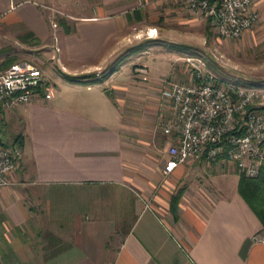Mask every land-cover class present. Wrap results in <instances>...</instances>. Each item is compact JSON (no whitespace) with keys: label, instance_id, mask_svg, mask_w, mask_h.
<instances>
[{"label":"crops","instance_id":"obj_1","mask_svg":"<svg viewBox=\"0 0 264 264\" xmlns=\"http://www.w3.org/2000/svg\"><path fill=\"white\" fill-rule=\"evenodd\" d=\"M49 9V0H0L7 62L21 60L22 46L47 48L50 59L59 48L56 78L41 70L50 98L1 118L21 157L0 188V264H264L263 225L230 164L187 160L163 176V79L143 62L125 79V61L101 78L133 28L153 26L150 13L170 15L183 41L208 21L182 0H98L59 30ZM93 73L97 81L67 78Z\"/></svg>","mask_w":264,"mask_h":264},{"label":"built area","instance_id":"obj_2","mask_svg":"<svg viewBox=\"0 0 264 264\" xmlns=\"http://www.w3.org/2000/svg\"><path fill=\"white\" fill-rule=\"evenodd\" d=\"M183 6L208 21L221 38L237 39L260 19L254 0H183ZM54 27L57 25L52 24ZM57 60L59 48H51ZM190 58L187 60L189 61ZM39 66L27 60L6 61L0 54V188L8 186L21 148L2 142L5 110L50 98ZM161 99L170 105L161 132L170 138L162 168L164 177L187 160H220L239 176L257 177L264 164V87L229 83L193 66L186 80L175 75L160 84ZM147 206V205H146ZM264 243V231L257 236Z\"/></svg>","mask_w":264,"mask_h":264},{"label":"rangeland","instance_id":"obj_3","mask_svg":"<svg viewBox=\"0 0 264 264\" xmlns=\"http://www.w3.org/2000/svg\"><path fill=\"white\" fill-rule=\"evenodd\" d=\"M97 2L98 0H49V6L52 9L47 10V19L49 24L54 22L58 26L57 29L61 30L62 27L59 25L61 19L71 23L70 13L88 11ZM258 3L259 8L255 6L260 12L259 21L237 39L218 37L209 28L210 26L207 28V32L204 28L200 30L198 27L192 26L186 31V41L179 40L177 32L179 30L184 31V27L180 26L174 19H171L172 21L165 20L171 16L163 12L150 13L152 21L147 19L146 23L153 26L147 29L146 33L133 28V34L125 38L127 43L120 53V57H123L125 62H122L126 64L123 66L125 71L120 76L131 80L132 77H128L127 73L131 76L133 68L134 71L137 70L142 74L146 67L144 65L139 66L140 63L137 62H143L151 75L161 79L166 78L167 75H175L177 78L186 80L190 76L193 66H197L205 72H213L229 83L264 87V0H258ZM159 30L163 34L166 33L165 36L159 35ZM127 44H132L131 46L140 44L144 45V48L140 53L132 52L130 51L132 47L128 48ZM20 48L24 49H20L22 54L19 55V59L34 63L48 77L56 78L57 71L55 70H57L59 63L56 59H50L48 52H46L47 48L34 49L30 46ZM187 51L188 53L185 54ZM193 52L195 53L190 54ZM188 58H190L189 61ZM97 77L99 76L97 75ZM136 80L139 81L140 79ZM148 83L155 85L157 89V83L152 80ZM163 107L161 119L169 116L171 112L168 103H164ZM8 134L6 132L2 136L7 145L11 144Z\"/></svg>","mask_w":264,"mask_h":264},{"label":"trees","instance_id":"obj_4","mask_svg":"<svg viewBox=\"0 0 264 264\" xmlns=\"http://www.w3.org/2000/svg\"><path fill=\"white\" fill-rule=\"evenodd\" d=\"M60 25H62L65 30H68V27L65 25L63 19L59 21ZM144 47L143 45H137L131 48L130 51H139ZM190 53V54H194ZM123 57L116 58L111 64H109L103 71L102 77H107L110 73L114 72L119 64L123 61ZM10 62V61H9ZM70 80L73 81H97L99 78L97 74H85L80 76H67ZM239 186L241 191L244 192L245 197L247 198L248 204L252 208L253 212L260 219L263 228H264V164L261 168V171L257 177L254 178H246L240 176Z\"/></svg>","mask_w":264,"mask_h":264}]
</instances>
